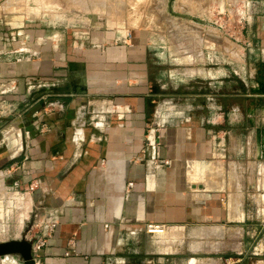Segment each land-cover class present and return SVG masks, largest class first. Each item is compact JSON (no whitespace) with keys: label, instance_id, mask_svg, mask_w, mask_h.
Wrapping results in <instances>:
<instances>
[{"label":"crops","instance_id":"obj_1","mask_svg":"<svg viewBox=\"0 0 264 264\" xmlns=\"http://www.w3.org/2000/svg\"><path fill=\"white\" fill-rule=\"evenodd\" d=\"M235 19L247 76L239 68L220 81L231 93L203 92L185 114L156 101L144 36L9 31L0 19V103L23 106L0 116V190L28 195L16 224L32 213L27 239L58 215L36 264H264V0ZM40 79L56 80L63 108L26 110L27 82ZM2 207L3 235L16 208Z\"/></svg>","mask_w":264,"mask_h":264},{"label":"rangeland","instance_id":"obj_2","mask_svg":"<svg viewBox=\"0 0 264 264\" xmlns=\"http://www.w3.org/2000/svg\"><path fill=\"white\" fill-rule=\"evenodd\" d=\"M44 1L51 6H41L42 0H4L0 4L2 24L14 31L20 29L14 26L24 23L35 30L46 29L47 35L68 26L76 30L108 31L119 40L144 36L150 43V69L155 76L152 78H156V101L162 112L171 111V107L166 109L168 106L182 114L193 112L196 110L192 107L193 102L204 98L201 93L211 94L209 97L215 100L223 89L226 93L232 92V87L224 88L221 80L232 82L234 76L237 78L239 68L242 69L241 78L247 76L242 28L235 19L246 9L247 0ZM241 81L243 83L244 79ZM244 91L242 85L241 92ZM9 104L10 101L0 103V116L12 119L23 106ZM8 164L9 161L4 166ZM16 191L10 198L0 190L2 210H6L5 202L9 208H16L11 212L6 210L8 222L4 227L8 233L0 234V241L26 236L32 223L29 212L20 229H16L28 196L21 198L25 190ZM3 263L11 264V258L2 260L0 257V264Z\"/></svg>","mask_w":264,"mask_h":264},{"label":"built area","instance_id":"obj_3","mask_svg":"<svg viewBox=\"0 0 264 264\" xmlns=\"http://www.w3.org/2000/svg\"><path fill=\"white\" fill-rule=\"evenodd\" d=\"M242 20L239 19L237 21V24H241ZM14 38V35H11ZM56 80H45V79H40L38 80L37 83L33 82H27V88H26V93L22 96V100L26 106V110L29 108H32L36 104H41L45 110H53V109H60L63 108V103L60 102L59 100L55 99L57 98V94L52 91V87L55 86ZM38 90H44L40 95L36 96L33 101H31L29 98L35 93L38 92ZM54 99V100H50ZM103 120L104 117H99V120ZM95 124L97 125H102L103 121L98 122L96 121ZM154 142V139L153 141ZM38 186V183L36 180H32L29 185H28V190H34ZM58 223V215L56 214H51L46 218V223H45V228L44 231L34 238L32 240V254L34 257L37 258L41 248L45 245L47 237L52 233L54 230L56 224ZM159 224H148L147 225V230L150 232H161L158 227Z\"/></svg>","mask_w":264,"mask_h":264},{"label":"water","instance_id":"obj_4","mask_svg":"<svg viewBox=\"0 0 264 264\" xmlns=\"http://www.w3.org/2000/svg\"><path fill=\"white\" fill-rule=\"evenodd\" d=\"M16 255L22 264H36V257L32 254V240L25 236L0 241V257Z\"/></svg>","mask_w":264,"mask_h":264},{"label":"bare ground","instance_id":"obj_5","mask_svg":"<svg viewBox=\"0 0 264 264\" xmlns=\"http://www.w3.org/2000/svg\"><path fill=\"white\" fill-rule=\"evenodd\" d=\"M44 5H45V3H44ZM1 218H2V217H1ZM158 229L162 232V230L164 229V227H163L162 225H160V226L158 227ZM1 258H2V260L11 258V259H13L14 261H16L17 264H22V263H21V260L18 259V258L16 257V255H4V256H1Z\"/></svg>","mask_w":264,"mask_h":264}]
</instances>
